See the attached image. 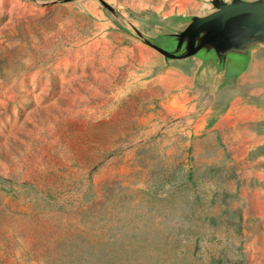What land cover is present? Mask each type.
Returning <instances> with one entry per match:
<instances>
[{"label":"rangeland","instance_id":"rangeland-1","mask_svg":"<svg viewBox=\"0 0 264 264\" xmlns=\"http://www.w3.org/2000/svg\"><path fill=\"white\" fill-rule=\"evenodd\" d=\"M260 0H0V264H264Z\"/></svg>","mask_w":264,"mask_h":264},{"label":"water","instance_id":"water-1","mask_svg":"<svg viewBox=\"0 0 264 264\" xmlns=\"http://www.w3.org/2000/svg\"><path fill=\"white\" fill-rule=\"evenodd\" d=\"M238 17H248L253 25L257 26L258 35L264 41V0L260 1H237L232 3H225L219 8L202 17L198 20V26L205 23L219 20L222 25H225L229 20Z\"/></svg>","mask_w":264,"mask_h":264}]
</instances>
